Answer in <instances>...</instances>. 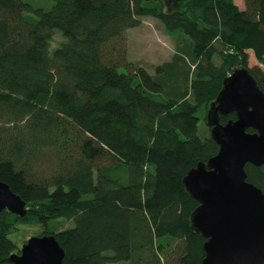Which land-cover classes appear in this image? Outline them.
Segmentation results:
<instances>
[{"label":"trees","instance_id":"obj_1","mask_svg":"<svg viewBox=\"0 0 264 264\" xmlns=\"http://www.w3.org/2000/svg\"><path fill=\"white\" fill-rule=\"evenodd\" d=\"M51 1L45 12L0 0V181L26 203L23 218L0 213V264L19 253V224L53 234L62 264H202L183 178L218 145L207 124L198 134L197 114L206 122L236 68L264 95V0ZM143 18L175 45L153 74L123 58ZM55 31L64 41L51 49ZM244 171L264 194V165ZM57 218L73 226L49 232Z\"/></svg>","mask_w":264,"mask_h":264},{"label":"water","instance_id":"obj_2","mask_svg":"<svg viewBox=\"0 0 264 264\" xmlns=\"http://www.w3.org/2000/svg\"><path fill=\"white\" fill-rule=\"evenodd\" d=\"M229 113H235V121L222 125L218 117ZM205 119L218 153L183 178L187 194L198 203L190 227L206 239L202 264H264V194L246 181L244 171L247 163L264 165V95L246 67L223 79ZM25 206L0 181V213L23 218ZM64 257L49 234L29 238L9 259L13 264H62Z\"/></svg>","mask_w":264,"mask_h":264},{"label":"rangeland","instance_id":"obj_3","mask_svg":"<svg viewBox=\"0 0 264 264\" xmlns=\"http://www.w3.org/2000/svg\"><path fill=\"white\" fill-rule=\"evenodd\" d=\"M23 2L27 3L33 9L40 8L45 12L50 10L53 4L51 0H23ZM234 3L239 9L244 8L243 0H234ZM23 16L29 21L36 20V15L32 12H25ZM57 32L55 31V34L52 35V41L50 42L51 49H55L64 41ZM126 36L127 42L123 58H125L127 63L131 62L144 68L149 74H153L156 65L170 60L174 53L175 45L173 44V41L167 34H164L162 25L155 19L143 18L140 22V26L128 30ZM248 63L249 67H253L254 64H257L254 61V57L251 59V55H249ZM215 64L219 65L218 59L215 60ZM117 69L118 72L121 73L127 71L123 66L118 67ZM262 69L264 72V67ZM197 115L200 119L197 126L198 134L203 137L204 134L208 133L206 122L203 119L205 113L203 110H200ZM47 224L49 232L52 233L66 230V228H71L73 226L71 222L62 218L50 220ZM42 230L43 227L38 225L30 226L19 224L10 235V240L14 242L18 247V250H20L24 242L31 237L37 236ZM14 253H17V251Z\"/></svg>","mask_w":264,"mask_h":264}]
</instances>
